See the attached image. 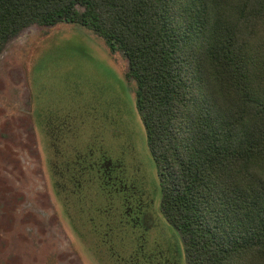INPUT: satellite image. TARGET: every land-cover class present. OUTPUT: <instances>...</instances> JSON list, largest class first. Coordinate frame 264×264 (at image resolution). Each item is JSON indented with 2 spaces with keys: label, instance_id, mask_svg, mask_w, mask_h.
Masks as SVG:
<instances>
[{
  "label": "trees",
  "instance_id": "obj_1",
  "mask_svg": "<svg viewBox=\"0 0 264 264\" xmlns=\"http://www.w3.org/2000/svg\"><path fill=\"white\" fill-rule=\"evenodd\" d=\"M58 23L127 59L187 264H264V0H0V47Z\"/></svg>",
  "mask_w": 264,
  "mask_h": 264
},
{
  "label": "rangeland",
  "instance_id": "obj_2",
  "mask_svg": "<svg viewBox=\"0 0 264 264\" xmlns=\"http://www.w3.org/2000/svg\"><path fill=\"white\" fill-rule=\"evenodd\" d=\"M127 67L121 52L79 24H32L0 47V264H105L86 227V182L73 193L62 178L69 176L64 159L86 144L102 143L114 157L129 145L139 152L160 202ZM168 228L179 263L187 264L178 229Z\"/></svg>",
  "mask_w": 264,
  "mask_h": 264
},
{
  "label": "flooded vegetation",
  "instance_id": "obj_3",
  "mask_svg": "<svg viewBox=\"0 0 264 264\" xmlns=\"http://www.w3.org/2000/svg\"><path fill=\"white\" fill-rule=\"evenodd\" d=\"M94 138V144L101 143L98 137ZM89 145L74 152L72 160L64 159V175L69 173V178H62L73 183V193L80 191L81 181L86 182L89 201L86 200V227L98 245L101 261L105 264H181L176 254L178 247L164 233L171 223L162 212L161 200L157 203L156 188L144 173L147 163L139 152L129 145L114 157L101 150L102 143L97 149H88ZM133 165L137 166V173L133 172ZM78 167L82 180L74 175ZM159 182L158 174L155 185L162 195ZM91 194L101 203H93Z\"/></svg>",
  "mask_w": 264,
  "mask_h": 264
}]
</instances>
